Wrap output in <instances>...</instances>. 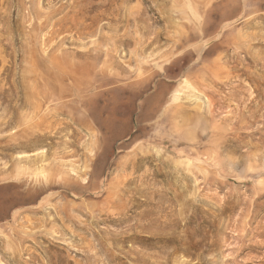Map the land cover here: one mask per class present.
<instances>
[{
  "label": "rangeland",
  "instance_id": "rangeland-1",
  "mask_svg": "<svg viewBox=\"0 0 264 264\" xmlns=\"http://www.w3.org/2000/svg\"><path fill=\"white\" fill-rule=\"evenodd\" d=\"M0 264H264V0H0Z\"/></svg>",
  "mask_w": 264,
  "mask_h": 264
}]
</instances>
